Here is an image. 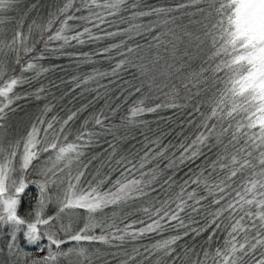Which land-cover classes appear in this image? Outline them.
<instances>
[{
	"label": "snow or ice",
	"instance_id": "1",
	"mask_svg": "<svg viewBox=\"0 0 264 264\" xmlns=\"http://www.w3.org/2000/svg\"><path fill=\"white\" fill-rule=\"evenodd\" d=\"M43 7L0 0V264H264V0Z\"/></svg>",
	"mask_w": 264,
	"mask_h": 264
},
{
	"label": "trees",
	"instance_id": "2",
	"mask_svg": "<svg viewBox=\"0 0 264 264\" xmlns=\"http://www.w3.org/2000/svg\"><path fill=\"white\" fill-rule=\"evenodd\" d=\"M50 3H51V0H43L44 7L42 8V11H47V8H48ZM80 50L89 51L90 48L84 47L83 49H80ZM43 63L46 66L50 65V64H57L60 66L59 70L48 73L47 79L43 81L45 83V85H47L49 80L54 81L56 84L60 85V87L58 89H53V92H54L55 97H56L55 103L59 107L74 108V107H79L81 104H87L90 101H92V95L91 94H86L85 96L81 97L79 95V92H80L79 89H77L75 92H71L70 94H67V95H64L63 97H61L62 93H66L68 91V89L72 87V85L70 83H66V82L61 83V81H69L74 75H79L83 72H87L89 70V68L87 66L77 69V67L74 65L70 66L69 62L66 59H49V60L44 61ZM101 67H107V65H101ZM34 86H38V85H34ZM24 87H27V86L25 85ZM21 90L22 89H20L19 87L16 89V91H21ZM116 95H118V93H114L113 96L109 98L114 105L121 103L120 100H116L114 98ZM20 103L23 105V109L17 111V113L13 117V121L19 123L18 131L20 134H22L28 126V120L25 117V112L33 113L37 109H36L35 103H26L23 101H21ZM128 103L130 104L131 101L129 100ZM103 106H104L103 100L95 101V102H92V108H90L88 111L91 112L93 110H99ZM59 107L57 109L58 111H59ZM126 109H127V104L124 105L122 111H126ZM61 115H63V113H61ZM87 115H88V112L83 113L81 119H83V116H87ZM158 115L161 118L159 120V125H157V123L155 122L158 119L157 115H149V116L145 117V119H147L149 121H153V123L151 124V127L154 130L157 128V126H159L162 130H165V131H167L169 128H175L176 127L175 123H173L172 121H175L177 119V117L173 116V113L171 111H162ZM169 118H171V121H169V123L166 124L165 121L169 120ZM79 123L80 122L77 121V126L79 125ZM176 131H179V128H176ZM136 134L138 135V133H136ZM71 139H72V137H69V141H71ZM35 187L36 186L34 184H31L28 186V188L26 189V194L24 196L25 201H27L30 197H32L31 195L33 193L38 192V190L37 191L35 190ZM29 189L33 190V191L31 193H29ZM23 210H24V208L22 206L21 211H23ZM192 242L193 241L191 239L188 240V243H192ZM195 243L196 244L202 243V239H197L195 241ZM66 247H67V245H66Z\"/></svg>",
	"mask_w": 264,
	"mask_h": 264
},
{
	"label": "rangeland",
	"instance_id": "3",
	"mask_svg": "<svg viewBox=\"0 0 264 264\" xmlns=\"http://www.w3.org/2000/svg\"><path fill=\"white\" fill-rule=\"evenodd\" d=\"M35 190L37 191L38 189L35 187ZM34 190V191H35ZM33 190H30L29 189V193H31ZM34 199L36 198V197H38V192L37 193H33L32 195H31Z\"/></svg>",
	"mask_w": 264,
	"mask_h": 264
}]
</instances>
